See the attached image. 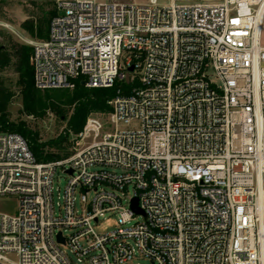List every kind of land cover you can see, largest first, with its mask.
Instances as JSON below:
<instances>
[{
    "label": "built area",
    "instance_id": "obj_1",
    "mask_svg": "<svg viewBox=\"0 0 264 264\" xmlns=\"http://www.w3.org/2000/svg\"><path fill=\"white\" fill-rule=\"evenodd\" d=\"M47 1L46 40L0 21L33 47L35 86L130 89L64 159L0 132V199H18L0 213V264H264V0ZM107 213L118 227L100 234Z\"/></svg>",
    "mask_w": 264,
    "mask_h": 264
},
{
    "label": "trees",
    "instance_id": "obj_2",
    "mask_svg": "<svg viewBox=\"0 0 264 264\" xmlns=\"http://www.w3.org/2000/svg\"><path fill=\"white\" fill-rule=\"evenodd\" d=\"M48 4L51 8L46 21L29 19L24 23L34 39L46 40L49 37L50 23L57 10L53 2L49 1ZM12 49L6 45L0 46V73L12 68L18 75L17 87L24 113L37 119L54 113L60 120L63 117L67 120V130L47 141H43L40 133L26 122L11 121L9 105L14 93L0 77V132H13L23 136L39 162L56 161L72 155V135L83 129L88 117L111 112L109 102L117 96L118 91L121 90L123 94L129 92L130 86L126 82L107 89H90L82 84L83 79L75 80L73 89L40 90L35 86L34 68L31 64L33 47L21 44ZM70 111L72 113L68 116Z\"/></svg>",
    "mask_w": 264,
    "mask_h": 264
},
{
    "label": "rangeland",
    "instance_id": "obj_3",
    "mask_svg": "<svg viewBox=\"0 0 264 264\" xmlns=\"http://www.w3.org/2000/svg\"><path fill=\"white\" fill-rule=\"evenodd\" d=\"M105 2L109 0H103ZM135 3H148L149 0H131ZM47 0H0V21L9 23L13 29L25 39H34L24 26V23L29 19L38 20L43 19L46 21L48 11H50V6ZM172 0H158L160 6H169ZM48 26L46 25V30ZM264 40V34H263ZM25 44L17 35L9 30L0 29V46L6 45L11 50L13 47ZM0 77L5 80L6 85L12 89L14 96L9 105L10 119L13 122H26L32 129L37 130L43 141H47L58 137L61 133L67 130V120L63 117L61 120L54 114L50 113L47 117L43 119H37L30 117L24 113L22 98L20 90L17 87L18 75L15 73L14 69L10 68L3 73H0ZM44 91V90H43ZM71 111L68 116L71 115ZM103 122L107 125V120L103 119ZM134 126H132L133 128ZM121 129H126L122 126ZM73 153V147H72ZM68 182V177L61 174H57L54 180V201L55 204L60 201L59 196L64 195V191ZM93 193H88V198L92 199ZM78 206H80V196L78 201ZM18 210V199L15 197H9L7 199H0V213L16 214ZM141 221L137 219L136 222ZM118 227V219L115 214L107 213L104 217L100 219V224L95 225V230L100 234H105L112 231ZM72 258L74 256L70 253L68 247L63 248ZM128 264H151L149 259L143 256H137L132 262Z\"/></svg>",
    "mask_w": 264,
    "mask_h": 264
},
{
    "label": "water",
    "instance_id": "obj_4",
    "mask_svg": "<svg viewBox=\"0 0 264 264\" xmlns=\"http://www.w3.org/2000/svg\"><path fill=\"white\" fill-rule=\"evenodd\" d=\"M134 70V68L132 67V68H130V72H132ZM127 82H129V76H128V78H127ZM83 85H84V83H82ZM71 173V172H70ZM133 209L135 210V212L137 213V214H141V213H143L142 212V210L139 208V204H138V199H135L134 201H133ZM59 239L61 240V241H63L62 240V238H61V235H59Z\"/></svg>",
    "mask_w": 264,
    "mask_h": 264
}]
</instances>
